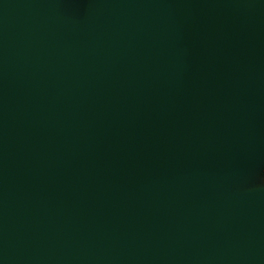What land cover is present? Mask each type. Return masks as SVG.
<instances>
[{
  "label": "water",
  "instance_id": "95a60500",
  "mask_svg": "<svg viewBox=\"0 0 264 264\" xmlns=\"http://www.w3.org/2000/svg\"><path fill=\"white\" fill-rule=\"evenodd\" d=\"M263 170L264 0H0V264H264Z\"/></svg>",
  "mask_w": 264,
  "mask_h": 264
},
{
  "label": "rangeland",
  "instance_id": "374dc122",
  "mask_svg": "<svg viewBox=\"0 0 264 264\" xmlns=\"http://www.w3.org/2000/svg\"><path fill=\"white\" fill-rule=\"evenodd\" d=\"M93 9V8H91ZM87 10V8H85V11ZM84 11V12H85ZM96 11V10H95ZM94 11V12H95ZM92 12V11H91ZM255 185H260V186H264V170L262 171L261 175L257 178Z\"/></svg>",
  "mask_w": 264,
  "mask_h": 264
}]
</instances>
